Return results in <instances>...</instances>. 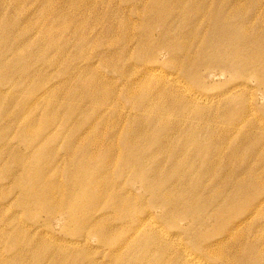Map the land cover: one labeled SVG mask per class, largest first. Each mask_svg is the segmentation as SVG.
<instances>
[{"label": "rangeland", "instance_id": "374dc122", "mask_svg": "<svg viewBox=\"0 0 264 264\" xmlns=\"http://www.w3.org/2000/svg\"><path fill=\"white\" fill-rule=\"evenodd\" d=\"M226 258L264 264V0H0V264Z\"/></svg>", "mask_w": 264, "mask_h": 264}, {"label": "bare ground", "instance_id": "6f19581e", "mask_svg": "<svg viewBox=\"0 0 264 264\" xmlns=\"http://www.w3.org/2000/svg\"><path fill=\"white\" fill-rule=\"evenodd\" d=\"M68 192H69V191H68ZM70 192H71V191H70ZM71 194H73V192H71ZM68 196H69V195H68ZM68 196H67V198H68ZM35 198H38V199H39V194L35 195ZM67 198H66V199H67ZM34 201L36 202V200H34ZM155 201H156V200L152 201L151 204L154 203ZM37 202H38V201H37ZM67 202H68V204H69V205H68L69 207L72 206V205H74V203H75V202H72V203H71V200H67ZM87 204H88V205H93V206H94V205H95V202H94V201H90V202L87 203ZM58 206H59V203H58ZM58 206H57V207H58ZM63 206H65V203H64ZM60 207H61V206H60ZM45 208H46V207H45ZM53 208H54V207H53ZM53 208H51V209H53ZM28 209L31 210V208H28ZM28 209H27V210H28ZM48 209H49V207H48ZM51 209H50V210H51ZM61 209H62V208H61ZM27 210H26V211H27ZM30 210H29V212H30ZM37 210H38V206H37ZM37 210H36V211H37ZM50 210H48V211H50ZM26 211H25V212H26ZM40 211H42V210H40ZM48 211L45 210V213L48 212ZM52 211H53V210H52ZM36 213H37V212H36ZM49 213H50V212H49ZM87 214H88V213H87ZM49 215H50V214H49ZM83 215H84V214H83ZM75 217H76V216H75ZM75 217H72V219H74ZM33 218H34V217H33ZM85 218H87L86 215H85ZM64 219H66L65 216H64ZM72 219H71V221H72ZM83 220H84V219H83ZM55 221H56V220H55ZM80 221H81V219H80ZM77 222H78V220H77ZM83 222H84V221H83ZM83 222H82V223H83ZM88 224H89V220H88V218H87L86 221H85V226L87 227ZM73 225H74V224H73ZM83 225H84V224H82V228H83ZM75 227H77V225H76ZM75 227H74V228H75ZM79 228H80V227H79ZM83 229H84V228H83ZM77 230H78V229H77ZM80 230H81V228H80ZM85 230H86V229H85ZM85 230H84V232H85ZM72 232H73V231H72ZM81 232H82V230H81ZM83 237L85 238V236H83ZM87 237H88V236H87ZM85 240H86V239H84V240L82 239L81 242H82V241L85 242ZM30 242H31V240H30ZM65 242H66V241L64 240V243H65ZM71 242H72V241H71ZM73 242H74V241H73ZM79 242H80V241H79ZM31 243H32V242H31ZM60 243H62V242L60 241ZM14 244H15V241H14ZM16 244H18V242H17ZM52 245H53V244H52ZM65 245H66V243H65ZM67 245H68V244H67ZM72 245H73V244H72ZM25 246H26V245H25ZM28 246H29V244H28ZM48 246H49V245H48ZM61 247H62V245H61ZM61 247H60V250H61ZM28 248H29V247H28ZM28 248H27V249H28ZM34 248H35V247H34ZM48 248H49V247H48ZM24 249H25V247H24ZM30 249H32V248H30ZM36 249H37V248H36ZM62 249H63V248H62ZM65 249H66V248H65ZM33 250H35V249H33ZM41 250H42V248H41ZM43 250H44V249H43ZM45 250H46V249H45ZM45 250H44V252H45ZM35 251H36V250H35ZM37 251H38V250H37ZM46 251H48V249H47ZM68 251H69V250H68ZM68 251H66V253H67ZM42 252H43V251H41V253H42ZM58 253H59V252H58ZM66 253H65V254H66ZM71 253H72V251H71ZM233 253H234V251H233ZM35 254H36V252H35ZM59 254H61V253H59ZM62 254H63V257L61 256V258L64 259V252H62ZM62 254H61V255H62ZM68 255L70 256V253H69V252H68ZM72 255H73V254H72ZM53 256H54V254H53ZM59 256H60V255H59ZM74 256H75V253H74ZM56 257H57V256H56ZM61 258H60V260H61ZM70 258H71V257H70ZM70 258H69V259H70ZM58 259H59V258H58ZM72 259H74V258L72 257ZM69 261H70V260H69ZM73 261H74V260H72L71 262H73ZM220 261H222L224 264H229L227 258H226L224 261H223V260H220ZM235 261H236V260H235ZM59 262H60V261H59ZM62 262H63V261H62ZM67 262H68V261H66V263H67ZM64 264H65V263H64ZM70 264H71V263H70ZM233 264H248V263H247L245 260H240V261H238V262H236V263L234 262Z\"/></svg>", "mask_w": 264, "mask_h": 264}]
</instances>
